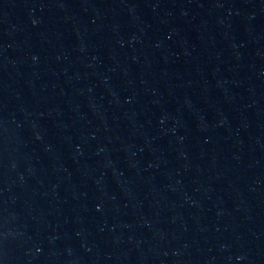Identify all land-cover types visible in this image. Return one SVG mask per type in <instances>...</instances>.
Returning <instances> with one entry per match:
<instances>
[{
	"label": "water",
	"instance_id": "1",
	"mask_svg": "<svg viewBox=\"0 0 264 264\" xmlns=\"http://www.w3.org/2000/svg\"><path fill=\"white\" fill-rule=\"evenodd\" d=\"M0 264H264V0H0Z\"/></svg>",
	"mask_w": 264,
	"mask_h": 264
}]
</instances>
